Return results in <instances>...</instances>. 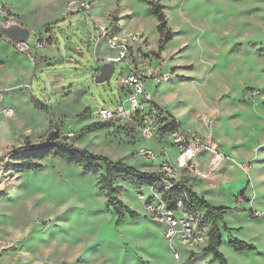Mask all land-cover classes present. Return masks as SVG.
<instances>
[{
    "label": "rangeland",
    "instance_id": "rangeland-1",
    "mask_svg": "<svg viewBox=\"0 0 264 264\" xmlns=\"http://www.w3.org/2000/svg\"><path fill=\"white\" fill-rule=\"evenodd\" d=\"M87 1L102 23L111 20L120 31L143 37V62L172 74L152 91L150 83L145 85L161 111L152 120L154 136L168 116L207 136L202 119L209 115L214 136L238 152V158L225 154L237 164L229 163L236 192L222 204L228 209L226 228L234 231L221 228L220 252L228 264H264V0ZM66 2L0 0L32 35L28 54L0 37V264H218L203 250L178 248L176 259L130 180L117 179L114 186L139 217L116 227L100 185L106 174L102 163L87 171L53 157L43 159L38 171L11 165L8 153L60 131L82 150L128 166L137 161V171L159 174L153 162L135 157L154 136L145 138L116 122H107L101 131L90 128L99 123V108L117 105L118 82L128 68L117 64L109 81L95 82L94 71L99 73L104 63L92 49L94 25L83 12L65 18ZM152 6L163 8L172 33L162 51ZM170 151V158L177 156L175 148ZM217 176L191 183H213ZM242 192L243 201L237 203ZM141 193L151 196L147 189ZM251 211L260 217L253 218ZM234 239L253 245L256 252L233 251L228 243Z\"/></svg>",
    "mask_w": 264,
    "mask_h": 264
},
{
    "label": "built area",
    "instance_id": "built-area-1",
    "mask_svg": "<svg viewBox=\"0 0 264 264\" xmlns=\"http://www.w3.org/2000/svg\"><path fill=\"white\" fill-rule=\"evenodd\" d=\"M81 12L87 14L94 25L95 45L102 44L115 53L113 56L107 57L105 63L113 64L114 70L115 66L120 63H124L128 68L127 75L118 82V89L125 93V98L119 100L114 108H99L96 112V121L99 123L116 122L121 128H125L126 122H133L141 135L145 138L153 137L155 129L152 120L161 114V111L155 105L145 85L150 83L152 87L157 88L169 82L172 74L154 69L149 63L143 62L142 53H147V46L141 35L120 31L119 27L111 20L104 23L96 21L91 14V2L87 0H67L65 18ZM14 22L12 11L0 5V23L7 26ZM11 45L22 54L30 52L29 42ZM94 74L96 76L98 71H94ZM202 123L209 131L207 136L198 134L186 136L179 128L163 134V139L169 142V147L178 151L180 164L176 165L165 161L160 165L159 175L162 184L141 189L151 192V196L148 198H145L141 190L138 191V199L143 203L147 217L161 227V237L171 248L176 259L180 256L177 253L178 248L189 253L204 250L208 245V227L204 223V215L193 207L186 194L177 199L176 208L171 210L167 207L160 192L172 189L185 180H187L186 183H183L185 188H189L194 180H214L225 162L237 165L234 160L220 150L211 131L213 118L205 115ZM161 155L163 156L165 153ZM203 155L208 156L205 170H201L196 162ZM135 157L144 158L147 162L152 163L157 154L151 150L139 148L135 151ZM238 166L244 169L243 166ZM243 197L244 192L240 194L236 202L241 203ZM251 202L252 199L249 200V203ZM251 216L258 218L260 214L251 211Z\"/></svg>",
    "mask_w": 264,
    "mask_h": 264
},
{
    "label": "trees",
    "instance_id": "trees-1",
    "mask_svg": "<svg viewBox=\"0 0 264 264\" xmlns=\"http://www.w3.org/2000/svg\"><path fill=\"white\" fill-rule=\"evenodd\" d=\"M151 14L157 21V33L159 35L158 51H162L163 47L172 40V33L167 28V21L161 6H152ZM86 114L84 111L79 117ZM169 120H163V126L158 131V136L163 139V134L179 128V124L175 119L168 116ZM109 126L108 123H96L90 126L94 131H101ZM58 158L66 163H75L80 165L84 170H94L97 164L102 163L105 168V176L101 178L100 185L105 192L107 205L112 209L116 219L115 226L118 227L127 218L136 219L139 214L127 207L118 197V187L114 186V182L130 180L136 190H141L145 187H154L162 184L160 175L155 173L139 172L132 166H128L123 162H112L111 160L89 153L71 144L60 131L51 132L48 138L39 144L26 143L25 146L15 149L7 154V158L12 161V166L22 171H38L42 169L41 161L45 158ZM187 180L178 183L174 188L161 191L162 198L167 207L171 210L176 208L177 199L186 194L193 207L204 215V223L208 227V245L203 250L208 255H211L218 264H228L224 255L220 252L222 246L221 228L227 229L224 222V216L228 210L225 207H213L208 202L200 199L189 188H185L183 183ZM243 193V192H242ZM240 193V194H242ZM228 230V229H227ZM229 231V230H228ZM229 247L237 252L255 253L256 248L238 239H234L228 243Z\"/></svg>",
    "mask_w": 264,
    "mask_h": 264
},
{
    "label": "crops",
    "instance_id": "crops-1",
    "mask_svg": "<svg viewBox=\"0 0 264 264\" xmlns=\"http://www.w3.org/2000/svg\"><path fill=\"white\" fill-rule=\"evenodd\" d=\"M94 18L98 22H101V23L103 22V20H101V19H98L96 17H94ZM64 20H65V18H64ZM107 20L108 19H106L105 21H107ZM79 23H76L74 25H76L78 27L80 25ZM86 25H87V22H86ZM90 41H91V36H89V39H88V42H90ZM103 47L104 46L102 44H97V45L94 44V47L92 49H94V55H95L96 60L98 62L105 63V59L107 57L113 56L115 53L113 51H111L107 48H103ZM101 52H106V53L100 54ZM47 65H50V63H48ZM52 65H50V66H52ZM15 75H17V74H14V80H16ZM151 87L152 86H148L149 91H152ZM122 96L124 97L125 93L123 91H119V100H122L121 99ZM152 97H153V95H152ZM155 105L157 106L158 104L155 103ZM160 108H161V106H160ZM165 113H167V112H165ZM172 118L175 119L176 122L180 121L175 116H173ZM178 124H179L180 131L183 134H185L186 136H191L192 134H197V133H192V129H190L188 127H186L184 129V127L179 122H178ZM215 134H216L215 139H216L217 143L219 144L220 150L224 154H228V156L238 158L235 156V155H238V152L232 148L231 144H228V142H226V140H224V138H220L217 135V133H215ZM144 146H146L153 153L157 154V157L155 158L153 163L158 168L165 161H169V162L176 164V165L180 164L178 154L176 157L172 156L170 158L168 156V154L170 155V152H171L170 151L171 148L169 147V142L165 139H160L158 134H156V136H154L153 138H150L149 140L145 141ZM163 153H165V155L162 156L161 154H163ZM196 162H197V165L201 169L205 170L207 163H208V156L203 155V156L199 157ZM130 165L135 169H137V167L139 166L137 161H133L132 164H130ZM230 168H229V162H225L221 167V171L219 172V174H217L218 175L217 179L213 183H203V184H195V185H193L191 183L189 185V189L193 193H195L200 199L207 201L211 206H213V207H225L222 204L229 203L231 194L236 192L235 191L236 188L231 186L232 181H231V178L229 177L231 174ZM197 182L199 183L200 181H197ZM227 229L229 230L230 233L234 231V229H229V228H227Z\"/></svg>",
    "mask_w": 264,
    "mask_h": 264
},
{
    "label": "water",
    "instance_id": "water-1",
    "mask_svg": "<svg viewBox=\"0 0 264 264\" xmlns=\"http://www.w3.org/2000/svg\"><path fill=\"white\" fill-rule=\"evenodd\" d=\"M31 36V32L27 28L16 22L7 26L0 23V37L7 40L10 44L27 43L30 41ZM113 73L114 65L111 63H104L94 80L97 84H103L112 78ZM124 127L132 131L137 129L136 124L133 122H126Z\"/></svg>",
    "mask_w": 264,
    "mask_h": 264
}]
</instances>
